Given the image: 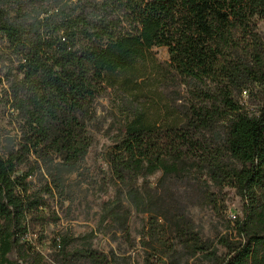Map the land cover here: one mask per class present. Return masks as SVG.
I'll list each match as a JSON object with an SVG mask.
<instances>
[{
  "label": "trees",
  "instance_id": "obj_1",
  "mask_svg": "<svg viewBox=\"0 0 264 264\" xmlns=\"http://www.w3.org/2000/svg\"><path fill=\"white\" fill-rule=\"evenodd\" d=\"M257 18L264 20V0H66L29 24L0 9V34L19 56L17 109L25 117L21 148L0 153V264H115L89 237L78 246L56 237L52 261L28 243V218H49L30 189L31 173L18 170L31 155L79 164L93 144L96 101L116 85L138 94L146 88L161 105L131 106L105 152L113 194L102 202L99 226L128 236L132 207L145 214L143 264H264V39ZM162 46L167 67L149 56ZM150 69L157 75L150 78ZM164 80L204 88L195 91L197 101L176 105L156 91ZM244 91L259 101L257 110L237 99ZM186 182L214 208L225 188L242 197V213L216 243L182 202L178 186Z\"/></svg>",
  "mask_w": 264,
  "mask_h": 264
},
{
  "label": "rangeland",
  "instance_id": "obj_2",
  "mask_svg": "<svg viewBox=\"0 0 264 264\" xmlns=\"http://www.w3.org/2000/svg\"><path fill=\"white\" fill-rule=\"evenodd\" d=\"M57 0H47L36 3L32 0H0V9L8 12L15 22L32 23L44 18L65 3ZM257 31L264 39V20L257 18ZM152 62L159 67L169 64V51L165 46L152 47L149 53ZM19 56L9 45L8 40L0 34V153L8 156L21 148L24 142V113L17 109L18 81L22 77L17 70ZM152 68V67H151ZM149 77L157 75L152 69ZM204 86L194 80L178 84L171 80L159 81L156 91L168 96L176 105L187 103L191 99L197 101L194 93ZM155 101L157 106L161 101L146 88L140 94L129 91L124 85L109 87L108 91L96 101V112L89 123L93 144L85 158L75 166H65L59 159L53 157L47 160H37L31 155L27 162L19 167V173L30 172L28 178L30 189L44 199L42 207L46 221L28 218L30 229L26 241L34 245L52 261L56 251L54 239L66 236L75 239L74 246L81 245L84 238L89 237L94 247L100 252L115 257V264H143V249L141 246V231L146 215L132 207L129 222L130 236L122 231L106 230L100 227L102 202L113 194L109 185L110 171L103 157L111 146L119 126L125 120V115L131 106ZM237 99L251 111L257 110L259 101L249 95L248 91L237 94ZM220 131L223 128H219ZM157 173L149 178L152 185L160 178ZM182 202L189 216L201 231L203 237L214 243L219 236L224 235L233 225L231 221L242 213L243 200L235 190L225 188L216 208L200 200L191 183L179 184ZM54 216L59 219L52 220ZM220 255L225 250L219 247ZM16 259L17 254L10 255ZM188 264H211L200 259H190Z\"/></svg>",
  "mask_w": 264,
  "mask_h": 264
}]
</instances>
